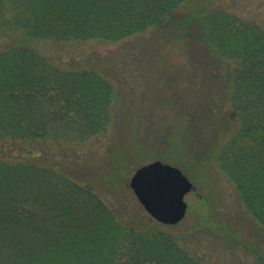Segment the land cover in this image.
Listing matches in <instances>:
<instances>
[{
	"label": "trees",
	"instance_id": "1",
	"mask_svg": "<svg viewBox=\"0 0 264 264\" xmlns=\"http://www.w3.org/2000/svg\"><path fill=\"white\" fill-rule=\"evenodd\" d=\"M188 1L0 0V139L68 145L111 122L108 78L55 65L38 42H114L151 27L172 30L194 55L210 54L211 64L238 62L223 103L240 126L219 160L264 225V23L222 6L197 15L183 10ZM72 169L0 156V264H204L170 231L123 224L80 166Z\"/></svg>",
	"mask_w": 264,
	"mask_h": 264
},
{
	"label": "rangeland",
	"instance_id": "2",
	"mask_svg": "<svg viewBox=\"0 0 264 264\" xmlns=\"http://www.w3.org/2000/svg\"><path fill=\"white\" fill-rule=\"evenodd\" d=\"M218 6L264 23V0H189L183 10L203 15ZM35 47L61 68L94 69L107 77L113 86L112 119L106 131L68 145L0 139V156L11 162L41 157L71 170L80 166L123 224L170 231L204 264L264 262V225L219 160L222 146L240 126L231 104L223 103L238 62L211 64L210 54L194 55L172 30L157 27L114 42H38ZM157 159L181 168L194 184L185 196L186 215L176 224L152 218L129 184L137 167Z\"/></svg>",
	"mask_w": 264,
	"mask_h": 264
},
{
	"label": "water",
	"instance_id": "3",
	"mask_svg": "<svg viewBox=\"0 0 264 264\" xmlns=\"http://www.w3.org/2000/svg\"><path fill=\"white\" fill-rule=\"evenodd\" d=\"M129 184L150 216L164 224H176L185 217V196L194 189L181 168L159 159L137 167Z\"/></svg>",
	"mask_w": 264,
	"mask_h": 264
}]
</instances>
